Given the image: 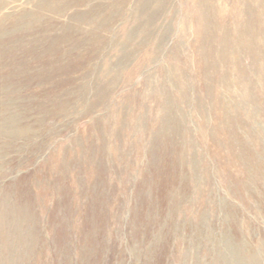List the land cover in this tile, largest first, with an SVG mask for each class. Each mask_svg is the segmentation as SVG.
Masks as SVG:
<instances>
[{
    "label": "rangeland",
    "instance_id": "rangeland-1",
    "mask_svg": "<svg viewBox=\"0 0 264 264\" xmlns=\"http://www.w3.org/2000/svg\"><path fill=\"white\" fill-rule=\"evenodd\" d=\"M0 264H264V0H0Z\"/></svg>",
    "mask_w": 264,
    "mask_h": 264
}]
</instances>
